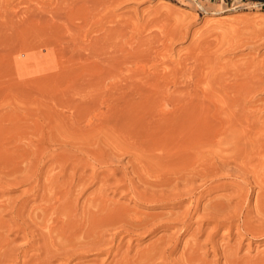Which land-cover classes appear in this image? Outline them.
I'll list each match as a JSON object with an SVG mask.
<instances>
[{
    "label": "rangeland",
    "instance_id": "obj_1",
    "mask_svg": "<svg viewBox=\"0 0 264 264\" xmlns=\"http://www.w3.org/2000/svg\"><path fill=\"white\" fill-rule=\"evenodd\" d=\"M184 1L0 0V264H264V4Z\"/></svg>",
    "mask_w": 264,
    "mask_h": 264
},
{
    "label": "built area",
    "instance_id": "obj_2",
    "mask_svg": "<svg viewBox=\"0 0 264 264\" xmlns=\"http://www.w3.org/2000/svg\"><path fill=\"white\" fill-rule=\"evenodd\" d=\"M218 1L219 3H222L223 5L226 6H236L240 3H262L264 4V0H215Z\"/></svg>",
    "mask_w": 264,
    "mask_h": 264
},
{
    "label": "bare ground",
    "instance_id": "obj_3",
    "mask_svg": "<svg viewBox=\"0 0 264 264\" xmlns=\"http://www.w3.org/2000/svg\"><path fill=\"white\" fill-rule=\"evenodd\" d=\"M186 1H184V3L183 4H185L186 6H188V7H197V6H199V7H201L202 9H206L203 5H202V3H201V5L200 4H196V3H194L193 1H191V0H187V2L185 3ZM220 4H222V3H220ZM223 5V4H222ZM242 5V4H241ZM245 5V4H244ZM224 6V5H223ZM237 6V5H236ZM68 205V204H67ZM66 212V211H65ZM62 213V212H61ZM94 215V214H93ZM92 215V216H93ZM97 217V216H96ZM90 220H91V218H90ZM58 221V220H57ZM109 222V221H108ZM104 223V222H103ZM65 224V223H64ZM98 225V224H97ZM68 228V227H67ZM86 228V227H85ZM73 229V228H72ZM78 227H77V230H75L76 232L78 231ZM80 229H81V227H80ZM65 230V229H64ZM71 230V229H70ZM85 230V229H84ZM89 230V229H88ZM94 231H96V230H94ZM64 232V231H63ZM62 232V233H63ZM69 232V231H68ZM83 232V231H82ZM81 232V233H82ZM89 232V231H88ZM80 233V232H79ZM91 233V232H90ZM84 234H85V232H84ZM76 235V234H75ZM86 235H87V233H86ZM94 235H96V234H94ZM77 236V235H76ZM79 236V235H78ZM62 237H64V236H62ZM73 237V236H72ZM86 238V237H85ZM80 239H83V238H80ZM78 240V239H77ZM90 240V239H89ZM61 241V240H60ZM81 241H83V240H81ZM72 245V244H71ZM64 246H65V244H64ZM79 246V245H78Z\"/></svg>",
    "mask_w": 264,
    "mask_h": 264
}]
</instances>
